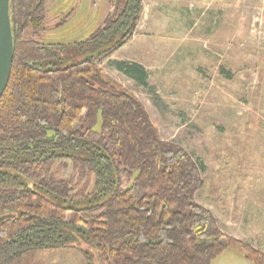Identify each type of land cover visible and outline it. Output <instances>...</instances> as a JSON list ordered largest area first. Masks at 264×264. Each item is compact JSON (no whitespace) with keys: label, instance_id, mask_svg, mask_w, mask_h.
<instances>
[{"label":"trees","instance_id":"trees-1","mask_svg":"<svg viewBox=\"0 0 264 264\" xmlns=\"http://www.w3.org/2000/svg\"><path fill=\"white\" fill-rule=\"evenodd\" d=\"M46 2L10 0L14 62L0 99V218L7 216L0 264L42 246L81 244L89 264H212L228 248L264 264L262 251L225 233L197 203L203 179L192 155L163 140L144 104L97 63L131 39L143 0H108L103 25L79 45L80 59L63 67L64 45L28 37L45 30ZM117 68L146 79L139 64ZM60 159L73 162L77 180L57 175Z\"/></svg>","mask_w":264,"mask_h":264},{"label":"rangeland","instance_id":"rangeland-1","mask_svg":"<svg viewBox=\"0 0 264 264\" xmlns=\"http://www.w3.org/2000/svg\"><path fill=\"white\" fill-rule=\"evenodd\" d=\"M143 2L131 39L97 63L144 104L161 138L200 166L197 203L225 233L264 253V0ZM111 11L108 0H47L45 30L28 37L64 45L59 58L67 66ZM119 62L143 66L145 81L120 71ZM54 168L60 178L78 179L69 159ZM84 250L42 246L11 264H89ZM212 264L254 263L228 248Z\"/></svg>","mask_w":264,"mask_h":264},{"label":"water","instance_id":"water-1","mask_svg":"<svg viewBox=\"0 0 264 264\" xmlns=\"http://www.w3.org/2000/svg\"><path fill=\"white\" fill-rule=\"evenodd\" d=\"M102 51L88 54L80 60L87 62L97 57ZM14 62V37L10 17V0H0V99L8 84ZM7 219L1 217L0 221Z\"/></svg>","mask_w":264,"mask_h":264}]
</instances>
